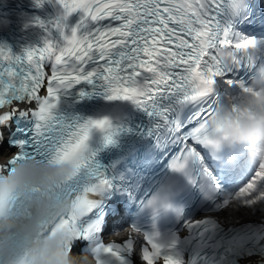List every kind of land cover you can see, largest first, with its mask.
Here are the masks:
<instances>
[{
    "label": "snow or ice",
    "instance_id": "6c2138e0",
    "mask_svg": "<svg viewBox=\"0 0 264 264\" xmlns=\"http://www.w3.org/2000/svg\"><path fill=\"white\" fill-rule=\"evenodd\" d=\"M62 13L47 24L42 46L22 54L0 45V181L27 161L37 164L71 160L73 176L66 182L70 210L50 220L42 236L63 237L59 248L48 251L46 264H64L67 253L87 254L95 264H190L179 250L181 237L164 238L159 232L141 233L132 226L113 233L119 240L99 238V223L82 225L97 207L94 197L108 185L98 182L80 194L69 184L82 170L93 171L94 154L88 141L94 130L112 143L115 129L108 117L91 118L75 126L58 115L62 96L78 86L115 103H131L160 118L176 133L178 152L170 162L174 172L187 175L192 160H203L199 147L220 150L211 140L212 122L232 87L248 88V69L254 67L264 38L238 31L250 19L248 0H55ZM264 2V0H262ZM41 5L43 0H36ZM73 14H77L72 21ZM83 87L81 97L87 95ZM191 111L186 123L183 109ZM204 191L210 198L221 190L214 170L205 167ZM193 184L198 181L192 177ZM264 163L217 211L234 202L252 207L264 201ZM50 188L32 185L17 195L16 205L27 204L29 193L40 195ZM150 201V203H154ZM233 211L236 209L233 208ZM220 218L205 215L189 219L184 227L197 236L217 231ZM17 243L20 239L16 238ZM264 234L254 250L264 249ZM247 243V241L245 242ZM78 250V251H77ZM194 264V262H191ZM256 264H264V254Z\"/></svg>",
    "mask_w": 264,
    "mask_h": 264
},
{
    "label": "clouds",
    "instance_id": "9594fccd",
    "mask_svg": "<svg viewBox=\"0 0 264 264\" xmlns=\"http://www.w3.org/2000/svg\"><path fill=\"white\" fill-rule=\"evenodd\" d=\"M248 88L231 112L214 117L211 140L220 151L247 146L249 159L259 164L264 163V65L256 69ZM222 163L231 165L233 160L225 157ZM74 172L71 160L44 164L27 161L0 181V264H46L48 251L60 247L61 235L45 237L41 233L50 220L70 210L65 185ZM37 184L51 191L29 193L27 204L17 206V195H24L27 187ZM64 264H95V258L67 253Z\"/></svg>",
    "mask_w": 264,
    "mask_h": 264
},
{
    "label": "bare ground",
    "instance_id": "6f19581e",
    "mask_svg": "<svg viewBox=\"0 0 264 264\" xmlns=\"http://www.w3.org/2000/svg\"><path fill=\"white\" fill-rule=\"evenodd\" d=\"M263 213V211H258V212H256V213H253V212H250V214L252 215V216H258V215H260V214H262ZM245 217V214H241V215H237V214H231V215H226V219L227 220H233V221H237V220H241V219H243Z\"/></svg>",
    "mask_w": 264,
    "mask_h": 264
}]
</instances>
